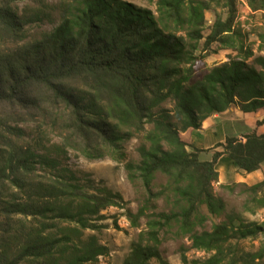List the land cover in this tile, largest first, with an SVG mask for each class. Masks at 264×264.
<instances>
[{"label": "trees", "instance_id": "16d2710c", "mask_svg": "<svg viewBox=\"0 0 264 264\" xmlns=\"http://www.w3.org/2000/svg\"><path fill=\"white\" fill-rule=\"evenodd\" d=\"M25 1L0 0V264L95 262L107 249L93 235L82 240V231L94 230L93 218L105 209L126 208L118 193L89 191L57 158L43 153L39 141L24 142L18 124L27 122L39 134L47 128L58 135V156L72 150L87 160H116L124 157L123 141L139 138L140 160L127 161L125 169L130 182H140L145 199L125 215L132 228L139 229L142 218L145 226L122 264H166L160 246L169 232L207 254L189 260L182 248V264H264V249L239 251L231 241H264V222L247 224L226 215L203 230L209 217L225 213L212 188L218 159L225 155L248 174L258 170L264 135L226 138L217 145L222 152L206 157V150L189 152L182 135L233 107L242 113L264 108V56H254L235 30L236 1L156 0L155 15L123 0H56L60 24L34 42H26L27 21L13 7ZM248 5L264 12V0ZM219 8L227 11L224 19ZM208 11L214 22L204 37ZM213 44L235 55L196 78V64ZM167 102L171 109L164 107ZM37 166L47 173L38 175ZM157 174L167 184L155 193ZM259 189L264 181L250 192ZM159 198L171 210L147 214ZM258 204L264 208V201Z\"/></svg>", "mask_w": 264, "mask_h": 264}, {"label": "rangeland", "instance_id": "374dc122", "mask_svg": "<svg viewBox=\"0 0 264 264\" xmlns=\"http://www.w3.org/2000/svg\"><path fill=\"white\" fill-rule=\"evenodd\" d=\"M142 9H148L156 15V0H123ZM235 2V20L234 28L240 31L244 44L253 51L254 56H264V12L252 11ZM14 10L24 21L26 42H34L40 40L45 33H50L60 24V11L56 0H28L13 5ZM216 13L223 19L227 16V11L217 9ZM37 15L40 17L36 19ZM205 27L203 35L206 37L214 22V12L205 13ZM200 45H203L201 41ZM235 54L230 50H221L217 44L211 45L205 59L196 64V78H199L203 71L209 67L220 65L228 60L229 56ZM165 108L171 109L172 104L167 102ZM25 132L24 142L34 146L35 141H39V145L43 147V153L57 158L61 162V166L69 169L85 185L89 191L93 192V188H106L112 193L121 195L125 202V209H130L135 213L139 207L144 204L145 192L139 181L134 183L128 180V173L125 169L126 162L138 163L140 160L137 148L140 145L139 138H132L121 143V151L123 158L113 160L109 156H104L97 160H87L79 152L68 150L63 156L55 153L54 145L60 144V138L55 132L44 129L41 134L35 129L36 124L32 122L18 124ZM221 145V144H219ZM189 146L187 149L191 152L193 149ZM197 149V148H196ZM202 149V148H199ZM217 149H223L217 145L207 149L202 153V157L209 156V152ZM204 150V149H202ZM41 154L42 151H39ZM38 175H44L46 169L40 166L36 167ZM167 184V178L157 174L154 181L153 191L155 193L162 191ZM214 195L222 199L226 205L225 213L219 218L209 217L204 225L206 231H210L212 225L225 221L226 215H237L245 223L262 224L264 221V211L255 218V222L250 221V215L255 216V212L262 210L258 201H264V191L257 190L255 193L250 192V186L246 184L228 185V188L219 186L218 182L212 185ZM154 209H149L147 214L153 212H166L171 210V204L166 198H159L153 201ZM125 209L109 207L101 212L100 216L93 218L92 224L96 227L94 230L87 229L82 231L81 238L86 240L89 236L96 237L98 243L107 249V253L97 258L95 262L87 264H122L124 259L130 253L131 242L136 240L137 235L145 226V218L140 220L139 229L132 228L130 222L125 215ZM252 211H255L254 213ZM203 212L206 214L205 209ZM253 213V214H252ZM263 221V222H261ZM201 231V229H197ZM232 244L238 246L239 251L255 253L260 248L264 249V241L259 239H232ZM185 249L186 256L189 260H203L207 254L198 252L192 248L191 241L187 237L176 236L173 233H165L162 235V245L160 252L166 264H182L180 260L181 249ZM264 260V259H263ZM151 264H159L152 260Z\"/></svg>", "mask_w": 264, "mask_h": 264}, {"label": "crops", "instance_id": "0c3cea01", "mask_svg": "<svg viewBox=\"0 0 264 264\" xmlns=\"http://www.w3.org/2000/svg\"><path fill=\"white\" fill-rule=\"evenodd\" d=\"M263 121L264 108L255 113H242L239 109L233 107L228 112L213 115L205 120L200 130H190L182 135L190 146L207 150L219 144L224 145L226 138H239L249 133L264 135V123L258 125V122L262 123ZM214 152H217V149L209 154ZM215 168L218 174V185L226 188L231 183L246 184L253 187L264 181V162L258 170L248 174L237 169L227 156L222 155L218 159ZM262 190L264 191V189ZM261 209L257 212L252 211L255 212V216L250 215V221L255 222V218L264 211V208Z\"/></svg>", "mask_w": 264, "mask_h": 264}, {"label": "built area", "instance_id": "2783aa9c", "mask_svg": "<svg viewBox=\"0 0 264 264\" xmlns=\"http://www.w3.org/2000/svg\"><path fill=\"white\" fill-rule=\"evenodd\" d=\"M237 4L245 6V8H248L246 4V0H235ZM102 256H99L98 258L101 259Z\"/></svg>", "mask_w": 264, "mask_h": 264}]
</instances>
